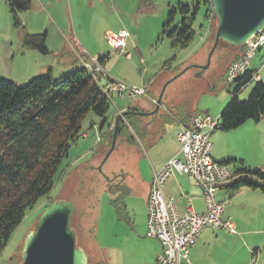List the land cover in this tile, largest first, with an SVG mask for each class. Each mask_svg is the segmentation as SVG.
<instances>
[{"label":"rangeland","instance_id":"obj_1","mask_svg":"<svg viewBox=\"0 0 264 264\" xmlns=\"http://www.w3.org/2000/svg\"><path fill=\"white\" fill-rule=\"evenodd\" d=\"M31 1V10L18 15L19 22L28 34L45 31L46 46L48 44L52 48L69 43L73 35L84 50L83 53L75 49V58H68L69 65L66 67L60 66L59 56L54 58L56 53L41 56L52 60L54 78L73 72L80 65L94 69L97 67L94 59L96 61L99 56H108L104 71L118 74L121 78L117 80L128 85L146 87L149 95L146 93L137 101L113 96L112 104L105 115L106 124L103 126L101 124L104 118L92 112L85 116L81 123V133L86 132L87 136L80 137L71 145L55 176L49 196L39 199L35 207L26 212L3 251L0 264L19 263L25 237L35 228L42 210L53 200L73 202L76 213L72 216L71 225L77 232L79 246L89 256L90 264H130L139 257L137 254L143 247L142 240L135 236L139 234L144 237L141 230L143 206L139 192L140 185L146 184L151 173L148 161L151 152L148 145L151 139H161L163 152L175 146L179 147L176 141L178 125L175 118H172L176 115L179 119L177 109L189 111L185 115L191 114V117L199 112L209 113L214 118L219 117L234 88V82L229 83L223 71L230 63L226 58L220 59L218 63L213 56L209 67L203 73L197 67L206 64L208 54L203 50L207 47L208 38L201 41V36L204 28L213 24L212 16L204 18V6L197 12L192 27L195 31L194 39L187 48L173 50L168 38L160 36L169 7L178 3L191 4L198 0ZM142 1L146 3L144 6L141 5ZM2 5L8 9L7 0ZM175 18L177 22L180 16ZM108 28L115 33L121 30L128 33L126 52L120 54L110 47L106 40ZM20 34V30L13 26L10 14L8 25H0V45L3 44L4 50L0 56V78L18 85L32 78L22 77L23 66L35 62L34 58L23 56L22 48L17 51ZM11 43L12 52L17 53L14 57L5 48L10 49ZM221 48L226 49L225 52L229 50L224 45ZM126 53L131 57H126ZM263 61L264 46L256 52L249 66L250 70L257 71L262 81ZM102 80L105 83L110 79L107 76ZM255 83L256 80L251 81L238 93L239 100L248 98ZM209 88L214 92H210ZM162 91L164 92L157 115H147L146 113L154 110ZM134 105L140 110H133ZM192 106L194 111L191 110ZM117 108H125L127 110L123 111L129 113L121 117L124 122L122 134L116 137L115 149L106 162L101 164L111 146L114 122L119 114L116 113ZM103 135L105 137L99 139ZM210 140L214 144L211 156L215 162L221 163L238 155L240 159L245 157L250 164H255L253 166L264 169V120L256 122L249 119L230 131L218 128L212 133ZM221 152L226 157H222V160L215 159V153ZM123 177V185L131 187L132 193L123 199L124 207L122 203H117L122 207L118 214L112 204V199L118 195L109 192L107 182L111 185L121 184ZM235 209L240 213L239 218L245 221L246 228L255 232L243 238L241 232L237 231L247 248L240 249L236 257L229 258L228 264H264V204L245 205Z\"/></svg>","mask_w":264,"mask_h":264},{"label":"trees","instance_id":"obj_2","mask_svg":"<svg viewBox=\"0 0 264 264\" xmlns=\"http://www.w3.org/2000/svg\"><path fill=\"white\" fill-rule=\"evenodd\" d=\"M145 4L142 1L141 5ZM202 6L205 7L204 18L212 16L213 19L206 36L208 44L203 50L206 55L210 51L214 28L210 0H198L191 4L178 3L168 8L160 36L168 38L173 50L185 49L193 41L195 31L192 27ZM7 7L13 26L20 30L22 48L48 55L50 51L45 47L46 32L28 34L19 22L18 15L31 10L32 1L7 0ZM177 16L180 19L175 22ZM222 45L229 49L228 52L221 48ZM243 48L244 46L234 48L220 42L212 57L215 56L218 63L220 59L226 58L231 64L241 57ZM108 59V56H99L96 62L103 66ZM229 65L223 70L225 74ZM256 74L257 71L248 69L234 81L231 97L219 115L218 128L221 130L230 131L249 119L256 122L264 120V81L256 80L246 100L238 98V93L254 80ZM103 84L100 76L94 77L84 66L59 78H54L48 68L22 85L0 78V257L26 212L33 209L39 199L49 196L63 159L68 155L71 145L82 137L81 123L85 116L92 112L104 118L101 126L106 124L105 115L110 103L102 92ZM209 91L214 92L212 88ZM136 107L134 105L133 110H140ZM177 115L181 118L182 127H189L195 116L185 115L183 108L177 109ZM172 118L177 120L176 115ZM123 123L120 119L117 137L122 134ZM104 137L101 136L102 139ZM221 164L228 166L235 177L226 184L232 190L247 188L264 193L263 168L247 166L240 158L226 159ZM122 182L123 179L121 184L111 185L107 182L109 192L118 195L112 199L118 214L124 207L123 199L128 195V189ZM117 203H122V207Z\"/></svg>","mask_w":264,"mask_h":264},{"label":"built area","instance_id":"obj_3","mask_svg":"<svg viewBox=\"0 0 264 264\" xmlns=\"http://www.w3.org/2000/svg\"><path fill=\"white\" fill-rule=\"evenodd\" d=\"M211 25L204 28L201 41L210 32ZM128 33L121 30L108 33L106 40L110 47L124 53ZM264 46V30L254 35L243 48L241 57L233 61L226 70V80L233 83L242 76L258 50ZM126 57L129 53L125 54ZM93 62H96L95 60ZM94 69H88L94 77L106 78L104 69L96 62ZM264 67V61L261 68ZM101 68V69H100ZM257 73L254 80H259ZM108 102L112 104L113 96L137 101L147 93L146 87L128 85L119 80H108L101 86ZM154 103V100H152ZM219 117L214 118L207 113H197L192 118L189 127H181L176 140L179 151L165 165L154 173L147 196V236L159 241L162 251L156 258L155 264H191L190 251L195 245L205 226L223 228L234 232L230 222L222 221L224 203L216 200L220 186L229 184L235 177L228 166L217 163L211 156L212 143L210 136L219 127ZM83 133L82 137H86ZM186 176L201 192L205 204V212L196 213L189 197L183 215L175 209L174 200L163 196V186L173 174Z\"/></svg>","mask_w":264,"mask_h":264},{"label":"crops","instance_id":"obj_4","mask_svg":"<svg viewBox=\"0 0 264 264\" xmlns=\"http://www.w3.org/2000/svg\"><path fill=\"white\" fill-rule=\"evenodd\" d=\"M3 1L4 0L0 1V19L2 20V23L8 25V22L10 20V14L8 9L2 5ZM2 23H0V25H2ZM107 31L108 33H115L109 30V28L107 29ZM2 45L3 44L0 45V56H2V54L4 53ZM17 45L18 46H16V48L17 51L19 52L21 50L20 48H22L20 37L18 38ZM80 46L81 45L78 44V40L76 39V37L75 36L73 37L72 35L71 41L69 43L67 42L66 44L65 43L59 44V46H57L56 48H52L47 44L46 47L50 51V54H55V53L57 54L54 56V58H57L59 56L58 58L60 60L58 62L61 64L60 66L66 67L67 65H69L68 58H75L74 56L75 49L83 51L84 53V50L80 48ZM5 48L7 53L10 54L12 53L13 57L17 55V53L12 52L13 49L12 43L10 44V49H8L7 47ZM21 51H23L22 52L23 56H29V58L35 59L34 63H28L26 66H23L24 71L22 72L23 74L22 77H24V79L31 78L41 73H44L48 68H50L51 71H53L54 64L51 59L49 60L47 57H41L43 55H41L35 50L22 48ZM101 67L105 70L104 65L103 66L101 65ZM108 73L109 72H106V76H108L110 80H117L121 78L118 74H108ZM147 88L152 92V90L149 87ZM124 109L117 108L116 113L118 114ZM191 110L194 111L193 106L191 107ZM185 112H189V111L185 110ZM199 113H205V112H199ZM175 123L178 125V130H179L182 127V123L180 119L177 120L175 119ZM100 138L101 137L99 136V139ZM160 140L151 139V142L148 145L150 147L149 149L151 152L148 157V161L151 166V173H149L147 177V180L145 182L146 184L142 183V185H140V192H139V197L142 200V206H143L141 230H142V234H144V237H141L139 234L135 236L136 239L142 240L143 247L140 250V253L137 254L139 257L137 259H134V261L132 260V263L130 264H155L157 256L162 251V247L159 241L156 240L155 238L147 236V196L149 193L150 183L154 173L157 172L160 168H162L165 165V163L169 161V159H172L178 153L179 147L177 148V146H175L174 148H171L168 151L163 152V146L160 145L161 144ZM213 149H214V144H212L211 153L213 152ZM228 155L230 154H227V156ZM215 156L216 158L215 157L214 158L218 160H222L224 159L222 157H226L222 152L217 154L215 153ZM231 158H239V156L238 155L231 156ZM245 159L246 158L244 157L243 160L245 161L247 166L257 167V166H253L255 164H250L251 162H248ZM122 179L124 182L125 179L124 178ZM123 182L122 184H124ZM126 188L128 189L127 196L131 195L132 188L128 186H126ZM162 191H163V196L166 199L172 198L174 200L175 209L179 215L184 214L187 197L191 199L192 205L194 207V211L196 213L202 214L205 212V204L201 196L200 190L196 188L194 185H192V182L186 176L180 175L178 173L173 174L171 177L168 178V180L164 184ZM216 200L225 204L224 205L225 208L221 219L224 222H230L234 227V232L230 233L221 227L215 228L208 225L205 226L204 229L201 231L195 245L191 248L190 251L191 264H228L227 260L229 258L232 259L236 257L240 249L247 248L244 245V243L241 241L240 237L242 236L244 238L247 235L254 234L255 231L246 228L245 221L239 218L238 215H240V213L235 208H243L245 205L249 206L252 204H264V193L260 192L259 190H250L247 188L232 190L228 185H225L222 186L217 191ZM237 231L241 232V236L237 233Z\"/></svg>","mask_w":264,"mask_h":264},{"label":"water","instance_id":"obj_5","mask_svg":"<svg viewBox=\"0 0 264 264\" xmlns=\"http://www.w3.org/2000/svg\"><path fill=\"white\" fill-rule=\"evenodd\" d=\"M210 5L214 18L212 46L206 64L197 66L200 73L209 67L220 42L239 48L264 30V0H210ZM163 92L154 110L147 115H157ZM128 113L122 111L118 114L111 146L101 164L115 149L119 120ZM73 205L71 200H53L42 210L35 228L25 237L18 264H90L89 256L79 246L77 232L71 225L72 216L76 213Z\"/></svg>","mask_w":264,"mask_h":264},{"label":"clouds","instance_id":"obj_6","mask_svg":"<svg viewBox=\"0 0 264 264\" xmlns=\"http://www.w3.org/2000/svg\"><path fill=\"white\" fill-rule=\"evenodd\" d=\"M83 134V133H82ZM87 136V135H86Z\"/></svg>","mask_w":264,"mask_h":264}]
</instances>
